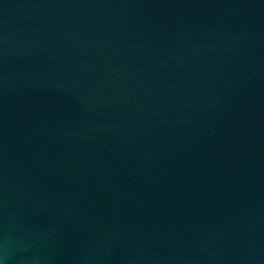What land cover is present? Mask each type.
I'll use <instances>...</instances> for the list:
<instances>
[{
	"label": "water",
	"instance_id": "1",
	"mask_svg": "<svg viewBox=\"0 0 264 264\" xmlns=\"http://www.w3.org/2000/svg\"><path fill=\"white\" fill-rule=\"evenodd\" d=\"M0 264H264V0H0Z\"/></svg>",
	"mask_w": 264,
	"mask_h": 264
}]
</instances>
